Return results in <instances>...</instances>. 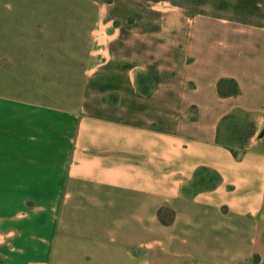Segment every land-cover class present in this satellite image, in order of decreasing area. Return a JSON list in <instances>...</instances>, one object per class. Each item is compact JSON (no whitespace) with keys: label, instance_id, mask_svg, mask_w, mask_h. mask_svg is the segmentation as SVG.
Returning <instances> with one entry per match:
<instances>
[{"label":"crops","instance_id":"1","mask_svg":"<svg viewBox=\"0 0 264 264\" xmlns=\"http://www.w3.org/2000/svg\"><path fill=\"white\" fill-rule=\"evenodd\" d=\"M199 1L181 38L172 17L150 48L95 45L72 109L0 96V196L24 207L0 264H264V149L218 142L236 111L264 127V0Z\"/></svg>","mask_w":264,"mask_h":264},{"label":"rangeland","instance_id":"2","mask_svg":"<svg viewBox=\"0 0 264 264\" xmlns=\"http://www.w3.org/2000/svg\"><path fill=\"white\" fill-rule=\"evenodd\" d=\"M198 3L199 0H0V96L72 109L85 86L95 45L123 42L130 48L135 43L150 48L166 42L172 17L174 36L181 38L183 15ZM144 85L151 86L152 78L147 76ZM255 118L249 113H236L223 123L220 140L238 151L242 145L246 149H264V127L257 130ZM3 132L0 129V135ZM252 138L258 139L254 145ZM8 197L0 196L9 201L7 207L0 205V224H19L24 207L17 208L20 200L15 206ZM160 214L166 222L174 217L169 210ZM150 231V227L144 228V235ZM149 246L144 244V253ZM245 261L256 264L259 258H244L234 264ZM148 262L150 259L144 256V264Z\"/></svg>","mask_w":264,"mask_h":264},{"label":"trees","instance_id":"3","mask_svg":"<svg viewBox=\"0 0 264 264\" xmlns=\"http://www.w3.org/2000/svg\"><path fill=\"white\" fill-rule=\"evenodd\" d=\"M109 2H112V0H108ZM218 89H219V92L222 96H231V95H236L238 94L239 92V86H238V83L235 79H232V78H225V79H221L218 83ZM240 111H236V112H233L231 114H228L226 115L221 123H220V127H219V131H218V142L224 144L225 146H227L235 156H238L240 155L241 153H243L246 148L244 147L245 145H242L239 147V151L234 148L233 146L225 143V142H222L220 140V130H221V127L223 125V123H225L227 120L229 119H233V116L238 113ZM252 126H254V124L252 123L251 124Z\"/></svg>","mask_w":264,"mask_h":264},{"label":"built area","instance_id":"4","mask_svg":"<svg viewBox=\"0 0 264 264\" xmlns=\"http://www.w3.org/2000/svg\"><path fill=\"white\" fill-rule=\"evenodd\" d=\"M245 264H250L249 262H246Z\"/></svg>","mask_w":264,"mask_h":264}]
</instances>
